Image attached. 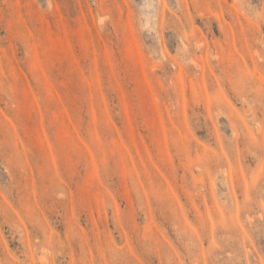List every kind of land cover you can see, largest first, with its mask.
<instances>
[{"label": "rangeland", "instance_id": "374dc122", "mask_svg": "<svg viewBox=\"0 0 264 264\" xmlns=\"http://www.w3.org/2000/svg\"><path fill=\"white\" fill-rule=\"evenodd\" d=\"M0 264H264V0H0Z\"/></svg>", "mask_w": 264, "mask_h": 264}]
</instances>
